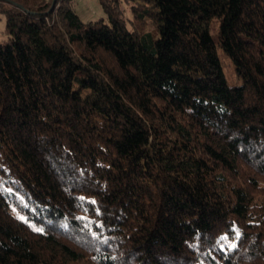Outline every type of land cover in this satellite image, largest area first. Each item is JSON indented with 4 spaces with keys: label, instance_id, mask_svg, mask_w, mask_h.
Masks as SVG:
<instances>
[{
    "label": "trees",
    "instance_id": "16d2710c",
    "mask_svg": "<svg viewBox=\"0 0 264 264\" xmlns=\"http://www.w3.org/2000/svg\"><path fill=\"white\" fill-rule=\"evenodd\" d=\"M72 1L0 0V264H264V0Z\"/></svg>",
    "mask_w": 264,
    "mask_h": 264
},
{
    "label": "rangeland",
    "instance_id": "374dc122",
    "mask_svg": "<svg viewBox=\"0 0 264 264\" xmlns=\"http://www.w3.org/2000/svg\"><path fill=\"white\" fill-rule=\"evenodd\" d=\"M120 4L124 12L126 23L127 25H130L129 19L131 18V13L129 8V3H127L125 0H120ZM72 5L75 13L84 22L90 20H97L99 18L106 19V14L102 9L101 5L99 4L98 0H73ZM4 25H5V17L2 13H0V40L4 36L3 33ZM225 67H226L227 78L231 82L234 80L231 67L227 63Z\"/></svg>",
    "mask_w": 264,
    "mask_h": 264
}]
</instances>
